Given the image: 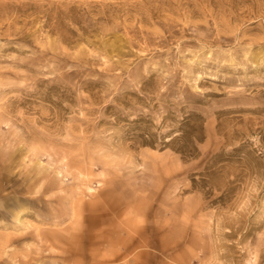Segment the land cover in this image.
<instances>
[{
	"label": "rangeland",
	"instance_id": "rangeland-1",
	"mask_svg": "<svg viewBox=\"0 0 264 264\" xmlns=\"http://www.w3.org/2000/svg\"><path fill=\"white\" fill-rule=\"evenodd\" d=\"M0 264H264V0H0Z\"/></svg>",
	"mask_w": 264,
	"mask_h": 264
}]
</instances>
